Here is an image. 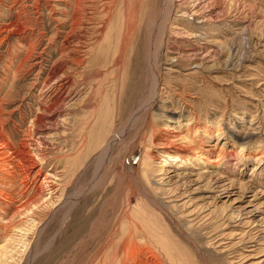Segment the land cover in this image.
Wrapping results in <instances>:
<instances>
[{
	"label": "rangeland",
	"instance_id": "rangeland-1",
	"mask_svg": "<svg viewBox=\"0 0 264 264\" xmlns=\"http://www.w3.org/2000/svg\"><path fill=\"white\" fill-rule=\"evenodd\" d=\"M10 1L0 0V25L15 19V11L8 9ZM151 1L143 0L146 11L152 8ZM24 3H27L33 25L30 29L33 30L28 28L27 32L25 29L26 34H30L23 43L18 42L20 32L16 30L9 34V40L0 43L1 131L10 137L7 136L11 142L27 143L34 155L40 154L35 158L40 166H44L39 176L41 181L46 173H50L47 177L64 184L65 193L84 188L90 182L94 184L77 199L82 200L80 203L71 205L50 220L45 207L42 211L35 209L37 216L29 212L14 214L13 209L4 214L0 212V264H94L98 257L96 253H100L95 251L102 250L110 241L112 245L109 247L112 248L113 244L115 247L116 241L127 231L131 208H137L138 202L143 203L137 178L154 201L149 204V209L161 226V239L174 245L173 251H182L189 259L188 264H264V0H176L165 26L162 40L165 42L161 44L157 61L163 98L158 97L157 106L152 110L153 123L160 128L154 135L148 127L149 115L141 113L130 128L128 125L131 111L148 92L146 100L151 94L152 72L148 55L157 39L156 21L146 37L145 15L142 16L141 28L129 40L131 47L129 42L125 43L129 49L125 45L122 47L127 52L121 51L123 59L118 64L121 73H117L118 66L108 64L103 68L98 60L92 65L98 64L106 73L97 78L95 73L93 75L96 69L88 72L89 67L70 65L77 81L76 92L69 95L72 102L56 104L58 98L55 94L49 88L42 90V86L53 60H60L58 47L63 36L55 34V27L66 17L62 12L69 13L71 9L65 7L64 0H51L41 2L37 13L32 0ZM13 7L17 9L16 5ZM161 7L162 0H159L154 13L158 14ZM102 16V12L97 15L95 26H102ZM154 17L151 15L150 20ZM172 26L183 31L182 37L175 36ZM198 31L211 43H206V39L199 43L200 47L208 50L210 45L214 49L210 51L214 55L210 53L209 62L216 63L214 72L195 68V60L191 58L178 59L174 66L167 62L171 42L177 39L175 50L191 48L193 40L189 41L188 36ZM3 34L5 32L0 36ZM92 37L88 34V38ZM116 40L112 38L109 45V60L114 58ZM30 46L33 48L28 62L13 76ZM102 51L100 48L99 60H104ZM112 70L115 75L110 74ZM78 73L86 75L84 84ZM115 84L120 85V99L113 88ZM100 85L104 91L102 94H99ZM88 92L91 93L89 97L85 94ZM169 125H172L173 132L186 135V140L196 139L206 151L204 153L210 155V163L202 161L197 164L194 159L187 163L178 162L171 156L162 162L163 151L159 143H162L161 138ZM106 142L108 150H112L109 162L99 167L100 151ZM147 151L153 152L151 161L156 172L155 181L159 183V178H163V183L158 185L163 190L156 188L152 179L151 187L143 181L142 165ZM223 151L228 154L225 159ZM241 155L243 159L238 161ZM41 157L46 161L41 163ZM161 163L165 164L164 167L160 166ZM160 168H164L162 174ZM130 169H133L132 173ZM209 169L213 173L211 178L202 174ZM55 174H59L57 178ZM60 176L62 180H59ZM209 179L227 185L226 190L213 188ZM132 188L135 195L130 193ZM17 189L13 187L15 192ZM217 190L219 192H214ZM164 201L170 204L177 201L180 206L173 211L172 206L165 205ZM63 206L58 210H63ZM240 211V222L231 218L233 212ZM44 213V230L35 241L37 235L26 229ZM246 221H252V225ZM138 224L141 228L136 240L143 251L136 254L137 259L127 257L130 258L127 264H143L145 256H150L151 264H159L157 262L162 258L167 263L162 246L149 235L150 228L145 225L143 229L144 224ZM8 238L12 240L7 241ZM30 238L31 259L29 249L24 252L19 241L25 240L27 244ZM106 258L111 261L109 253Z\"/></svg>",
	"mask_w": 264,
	"mask_h": 264
},
{
	"label": "bare ground",
	"instance_id": "bare-ground-1",
	"mask_svg": "<svg viewBox=\"0 0 264 264\" xmlns=\"http://www.w3.org/2000/svg\"><path fill=\"white\" fill-rule=\"evenodd\" d=\"M43 1L47 3V2H50L51 0H32V3L34 5V7L36 8L37 13L39 12V9H40V3ZM21 2L24 3V2H27V0H23V1L11 0L10 1V5L8 6V9L15 11L16 16H13V17H15V19H10V20H8V22H4L0 25V33L2 34V32H5V34L0 36V43L5 41V40H9V34L12 35L11 32H15V30L20 32V35H18V38H19L18 42H21V43L25 42L28 35L30 34V33L26 34L25 29H27V32H28V28L30 29L31 28L30 26H33L32 22H31L32 20L30 19L29 10H27V3L23 4ZM64 2H65V7L71 9V11L69 13L67 11H63L62 14L65 15L66 17H63L64 19H61L59 22V25L55 27L56 28L55 34L58 36L60 34H62V36H63V39H61L59 47H58V53L60 55L58 58H60V60L59 61L53 60V63H52L53 66H51L47 70L46 77L43 80L42 90L43 89L46 90V88L48 90V88H49V91H52L55 94L56 98H58V101L56 102V104H58L59 102H67V101L70 102L71 99H70L69 95L70 94L73 95L76 92L75 91V84L77 82V81H75L76 77L73 76L75 74L72 73V71H73L72 66H70L72 64H74L76 67H78V66L84 67L85 66V67L91 68V69H89L88 72H90V70L92 72L94 69H96V72L95 71L93 72V75L95 73L96 78L101 77L100 75L102 73H104V75H105L106 70L103 71V69H102V71H101L99 69L101 67L98 66V64L92 65L94 60H96V61L98 60L100 64L102 62L101 66L103 68H106L108 64H109V66H111V64H112V66H118L117 67L118 70L117 69L116 70L118 71L117 73H119L120 66L118 64L120 62V59H123V58H121V57H123L122 53L125 51L127 52V49H125V51H123L122 47L125 45V43L128 44V42L131 38V35L134 36L136 31H138L139 28H141V27H139L142 25L141 19H142V16L145 15V22H146L145 24L147 26V28L145 29L146 34H147L146 37L149 35V31H150L154 21H156V26H157V29H156L157 39H156V42H154V44H155L154 48L150 49V52L148 55V57H149L148 58V66L150 68V71L152 72L151 73V80H150L151 94L147 100H146V98H147V95L149 94V92L145 97H143V98L141 97L142 100L140 101L138 107H135V110L131 111L132 113L129 117L128 127L131 125V123L133 121L136 120V118H139L140 114L142 113L141 115L145 114V116H148V115L150 116L149 122H148V127H149L150 131L152 132V135L157 134L160 131V128L155 127L156 125H154L155 123H153L154 119H152L153 118L152 110L155 106H157L158 97H160L161 99L163 98L162 97L163 93H161V87L159 86V83H160V75H159L160 67L158 66L157 61H158V57H159L160 48H161V46H163L161 44H163L165 42V41L164 42L162 41L164 38V31L166 30L165 26H166V23L168 22V20L170 19L171 12L175 6L176 0H162V7L159 10V12L157 11L158 14L154 13V9H155V5L159 2V0H152L150 2V4L152 5V8L149 11H146V6L143 5V0H64ZM15 5L17 6V9H14L15 7H13ZM36 12H34V13H36ZM100 12L103 13L102 20L100 22L101 23L100 25H102V26H97V25L95 26L96 19H98L97 15H99ZM151 15H155V17H154V19H152V21L150 20ZM159 16H160V18H158ZM9 17H12V16H9ZM201 20H203V19H201ZM34 22H36V20H34ZM140 23H141V25H140ZM172 28H173V33L176 34L175 35L176 37H179V36L182 37L183 31H181V29L179 27H173L172 26ZM142 29L144 30V28H142ZM30 30H33V29H30ZM118 30H119V33H118ZM18 32H16V33H18ZM88 34H91V36L93 35V37L88 38ZM31 35H32V33H31ZM185 36H187V35H185ZM188 37H189V41L193 40V41H191L192 42L191 48L189 47V48H185L183 50H179V49L175 50L177 48L175 46L178 45L177 39H175L173 42H171V45L169 46V48H171L170 49L171 54L167 57V62H169V64L173 65V63L178 59H182V58L189 59V58H191L190 60H192V61L195 60V62H194L195 68H198L201 70L202 69L203 70L209 69L210 71H213L215 69L216 63L214 64V62H213L212 64H209V62L211 60L210 55L213 53V52L211 53L210 51H214V49H211L210 48L211 46L209 45V49L207 48L208 50H206L205 47H200V45H199V43H202L204 40L207 39V38H205L206 36L202 32L198 31V32H192L191 35H189ZM112 38H114L115 40L117 38V40L115 42V47L113 48L114 58H111V60H109V56L111 55V54L110 55L108 54L109 50H110L109 45L111 44ZM90 40H92V41H90ZM107 41H108V46L106 47ZM49 42H52L55 44L54 40H50ZM133 42H132V44H133ZM207 42L210 43V40L206 41V43ZM17 44L19 45V43H17ZM129 44H130V42H129ZM213 44L216 45V43H214V42H213ZM19 46H21V45H19ZM56 47L57 46H55V48ZM126 47L127 46L125 45V48ZM130 47H131V44H130L129 48ZM32 48H33L32 46H30V48H27L29 50H27V52L25 53V56L21 59L20 63L18 64L17 69L14 70L13 76L19 72L18 70H21L20 68L22 66H24V64H26V62H28V59L31 56L30 52H31ZM100 48L101 49L103 48L101 55L104 56V60H102V58H100V60H99ZM55 51H57V50L55 49ZM121 51H123V52H121ZM130 52H131V50H130ZM215 53H217V52H215ZM117 55H119V57ZM213 55H214V53H213ZM48 56H50V55H48ZM213 59H215V58L213 57ZM222 60H224V58H222ZM228 61H230V59H228ZM232 61H234V60H232ZM229 65H232V63H230ZM227 67H228V65H227ZM231 68H232V66H231ZM41 70H42V68H41ZM114 72L115 71L112 70L110 74L115 75ZM120 73H121V71H120ZM77 75H78V77H81L80 82L81 83L83 82L82 84H84V82L86 80V75L84 73H78ZM104 80H106L105 76H104ZM78 81H79V79H78ZM119 84L113 85V88L115 89V92L117 94L118 99H120L122 97V95H121L122 91L120 92V89H118ZM101 86L102 85H100V87H99L100 88L99 94H102V92H104L101 90ZM121 87H122V85H121ZM117 90H118V92H117ZM65 92H66V95L63 96V94H65ZM85 94H87L86 95L87 97H89L91 95L90 92L85 93ZM84 98H85V96H84ZM81 99H83V97ZM130 99H132V98H130ZM113 101H114V99H113ZM96 104L97 103L95 102V107H96ZM1 121H3V120H1ZM171 126L172 125H169L165 128V130H166L164 132L165 135L163 138H161L163 141H162V143H159L160 144L159 146L162 147V151H163V154H162L163 157L160 155L162 157V162H166L167 157L171 156V157L175 158L177 161L178 160L184 161L185 163H187L189 159L190 160L191 159L196 160L197 164L201 163L202 161L204 163H210V161H211L210 155L204 153L206 151H204L199 146V142H196V139L186 140V138H185L186 135H184L183 133L173 132ZM2 131H1V123H0V212L1 213L4 214L6 211H8V210L11 211L13 209L14 214H19V213L20 214H26L27 212H29L30 215L37 216L36 210L41 209L40 211H42V208L45 207V209H47L48 214H49L48 220H50L52 217L57 216L59 213L62 214L61 212L64 211L65 209L69 208L71 205H77L78 203H80L82 200L81 201L77 200L80 197V195H84L85 191H87V188H88V190L92 188L94 182L88 183V185H85L84 188L79 187L76 190H74L72 193H65L64 184L55 183V182H53V180H51L47 177V174L50 175V173H46V175L43 177V179L41 181V178L39 176L42 174L44 166L43 165L40 166V163L35 158L36 155L38 157H40V154L35 153L36 155H34L32 149L29 147V145L27 143L22 142L20 144H16L14 142H11L10 141L11 139H8L9 136L7 135L8 136L7 137L6 135H4ZM30 135H34V134H30ZM33 138H35V136ZM107 143L108 142L104 143L103 147L101 148L100 156H99V158H100L99 160L101 162L98 165L99 167H101L100 165H102V167H103V165L105 163L109 162L108 159H109V155H110L112 150L111 149L108 150V147H107L108 145H106ZM241 150H243V149H241ZM152 153L147 151L145 154V158H144L143 165H142V177L144 179L143 181H145V183L150 186V182L152 179V180H154V184L157 185L156 188H158L159 190H163L164 188L158 187V185L163 183V178H159V181H158L159 183H157V181H155L156 175L154 176V174L156 172L153 171V167H152L153 162L151 160L154 158ZM222 154H224L222 156L225 159L227 157L226 151H223ZM218 156H220V154ZM40 159L42 161L41 163H43L45 160V157H41ZM241 159H243L242 155L239 156L238 161H241ZM164 165H165L164 163H161L160 166L164 167ZM35 169H36V172L33 173V171ZM163 170H164V168H160L159 173L162 174ZM209 170L203 172L202 174H204V175L208 174V177L211 178L210 175H212L213 173H211V170L210 171ZM73 171H76V170H73ZM130 172L132 173L133 169H130ZM96 173H97V171H96ZM58 175L55 174V177L57 178ZM151 175H152V177H151ZM134 176H136V175H134ZM60 178H61V176L59 177V180H62V178L61 179ZM209 180L212 181V179H209ZM228 180H229V178H228ZM219 182L220 181L219 180L217 181V179L213 180L212 181V185L214 186L213 188H219L220 187V188H222L223 191H225L227 185L226 186L222 185V184L220 185ZM136 183H138L139 186L142 188V194L144 195V197H143V195H139V197L142 198L143 203L140 204V202H138L139 205L137 206V208H135V206H133L131 208V211H132L131 218H129L127 220V222H128L127 223L128 224L127 231L117 241L115 240L116 241L115 247H114V244H113V246H111L112 248L109 247V245H112V241H110L108 244L106 243L103 245L102 250L100 248L99 250L95 251V252H100V253H96V255H95L98 257L100 256V257L99 258L97 257L98 259L96 258V261L94 264H127V261H129V259H130V258L127 259V257H133V259L134 258L137 259V257H135L136 254H139L143 251V247H141L137 243V240H136L137 239L136 234H137L138 230H140V228H141L139 226L138 222L144 224L143 225L144 227L142 226L143 229L145 228V225L150 228L149 229L150 230L149 235L151 237H154L155 240L162 246V249L165 251L167 258L170 261V264H184V263H186L189 259L187 258V256H185L184 253H182V251H173L174 245H171V243L166 242L165 240L161 239L162 234L159 232V229L161 230V226L156 221V219L153 215V212H151V210L149 209L150 208L149 204H153L154 201L151 198L149 191L147 190L148 193L146 192V190L144 189V186L141 184V182H140V180H138V178L136 179ZM229 183H230V181H229ZM13 187L18 188L16 192L13 190ZM167 190L169 191V193L172 192V191H170L171 189H167ZM78 192H80V193H78ZM92 192L94 193V191H92ZM156 192H157V190H156ZM214 192H219V191L217 190ZM76 193H78V194H76ZM130 193L131 194L133 193L135 195L136 192L132 188V189H130ZM56 194H58V195H56ZM218 194L219 193H217V195H216L217 198H219ZM170 196H172V195H170ZM69 201H71L70 204L66 205ZM165 205H169V207L172 206L173 211L176 210L175 207L180 206V204H178L177 201H175L172 204L165 202ZM62 206H63V210H58ZM211 212H213V211H211ZM240 213H241V211L238 213H235V214L233 212V214L231 215V218L239 221V219L241 218ZM44 216H45V213L43 214V217L41 219H38V221L33 220L27 226L28 227L26 229L27 231L32 230V235L33 234L37 235L35 241L40 238V233L44 230V226H43ZM249 216H250V214H249ZM195 219H196V217H195ZM33 222H35V223L33 224ZM155 222H157V224H154ZM246 222H248V223L250 222V225H252V221H246ZM26 223H27V220L25 221V224ZM147 229L148 228H146V230ZM259 232H261V230ZM94 235H95V233H93L92 236H94ZM163 235L165 236L166 234H163ZM254 235H255V233H254ZM31 238H32V236H31ZM31 238L28 240L27 244H26L25 240H22V239L19 240L20 243L23 244V245H21V247H24V252L29 249L28 251H29L30 259L32 257V253L30 254V252L33 251L32 247L29 248V246L31 244ZM9 239L12 240V238H8L7 241H9ZM40 242H39V244H40ZM253 242H254V240H253ZM34 244L38 245V244H36V242ZM35 245H33V246H35ZM4 248H5V246H3V249ZM35 248H36V246H35ZM263 249H264V247H263ZM111 251L113 252L112 255H111ZM149 251H150V253H154V252H152V250H149ZM18 252H20V251H18ZM24 252H23V254H24ZM0 253L2 254V251H0ZM106 253L110 254V256H111L110 260L111 261H109L106 258ZM29 257H28V259H29ZM143 259L145 260L143 262V264H151L150 256L149 257L145 256V257H143ZM141 260L142 259H139V261H141ZM168 260L166 263L165 259L162 258L157 263L169 264ZM4 262L6 263L7 261H4ZM187 264H188V262H187Z\"/></svg>",
	"mask_w": 264,
	"mask_h": 264
}]
</instances>
